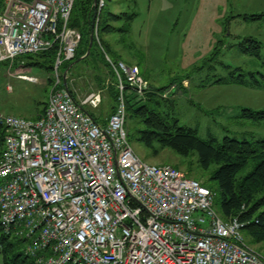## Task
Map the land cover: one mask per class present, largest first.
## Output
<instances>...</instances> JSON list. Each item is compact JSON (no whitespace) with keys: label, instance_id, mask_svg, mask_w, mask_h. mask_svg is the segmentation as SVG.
<instances>
[{"label":"built area","instance_id":"obj_1","mask_svg":"<svg viewBox=\"0 0 264 264\" xmlns=\"http://www.w3.org/2000/svg\"><path fill=\"white\" fill-rule=\"evenodd\" d=\"M75 1L0 0V64L57 47L43 114H0L2 233L26 243L32 264H264L245 242L248 222L223 221L200 182L133 152L126 103L145 102L150 88L137 66L103 51L97 27L105 0H96L94 38L115 82L114 111L95 122L82 109H97L100 94L75 102L60 87L58 68L81 40L68 26Z\"/></svg>","mask_w":264,"mask_h":264},{"label":"rangeland","instance_id":"obj_2","mask_svg":"<svg viewBox=\"0 0 264 264\" xmlns=\"http://www.w3.org/2000/svg\"><path fill=\"white\" fill-rule=\"evenodd\" d=\"M95 4L96 0L94 9ZM121 13L136 17L130 24L125 20L108 21L116 28L129 30L98 34L103 51L113 61L117 58L138 66L150 93L161 89L160 98L174 101L172 115L181 127L193 130L203 141L214 138L221 142L224 137L264 139V122L240 118L243 109L264 110V89L210 85L225 76L223 65L264 74L260 61L241 55L233 47L239 38L251 37L261 43L260 54L264 55V20L245 21L241 17L264 13V0H105L102 16L108 18V14ZM91 35L94 42V33ZM100 37L108 43L110 55ZM219 41H222L220 47ZM215 47H218L216 51ZM105 64V58L101 63L91 58L75 63L72 70L63 73L64 84L76 101L93 93L100 94L99 107H85L84 111L101 123L106 122L116 104V98H111L116 90L115 82ZM26 65L24 59H18L0 67L1 115L30 119L44 110L50 91L48 80L55 79V70L51 75L34 67L26 68ZM27 74L37 82L18 78ZM180 83L184 89L179 87ZM138 121L127 119L126 114L127 138L142 162L175 166L189 179L199 177L201 182L207 179V175L198 174L196 155L182 158L170 149L157 144L149 148L139 141L136 133L143 125ZM214 210L219 216L215 206ZM243 236L249 248L264 257V243H253L244 233Z\"/></svg>","mask_w":264,"mask_h":264},{"label":"trees","instance_id":"obj_3","mask_svg":"<svg viewBox=\"0 0 264 264\" xmlns=\"http://www.w3.org/2000/svg\"><path fill=\"white\" fill-rule=\"evenodd\" d=\"M93 3L94 0H76L74 3L68 26L79 32L81 40L74 59L63 63L58 68L61 80L60 87H64L63 73L72 70L75 63H83L91 58H95L96 62L99 63L104 62V56L95 40L89 55L81 59L87 52L89 37L94 33L95 9ZM135 17V14L121 13L108 14L107 18L101 14L97 27L98 34L102 36V34L127 33L128 28H116L108 21L125 20L130 24ZM241 17L245 21H262L264 20V13L243 15ZM100 38L106 52L110 55L108 43L102 37ZM221 45L222 41H219L218 47ZM218 47H215L214 50L216 51ZM233 47L241 55L260 61L261 67L264 68V55L260 54L261 43L259 41L251 37L239 38ZM215 51L213 56L217 55ZM56 55L57 47L54 45L48 51L18 59L26 61V68L34 67L54 75ZM116 60L118 59L116 58ZM6 64H0V67ZM105 66L108 69L106 64ZM223 68L226 70L225 76L217 78L210 85L238 86L254 90L264 89V74L244 71L237 67L231 68L227 65H223ZM110 74L112 76L111 72ZM53 84V79L48 80L47 86L52 88ZM179 87L184 89L181 83ZM161 91L159 89L149 93L147 100L141 102L142 104L133 97L128 98L126 103L127 119H137L143 125V129L138 130L136 133L137 139L149 148L157 144L161 148L172 150L182 158L196 155L198 174L207 175L208 177L202 182L198 179L199 177L191 179L200 182L213 194V203L220 218L227 221L238 217L241 221L248 222L249 224L244 231L245 236L253 243H264V139L249 141L247 139L238 140L224 137L221 142L214 138L203 141L197 137L193 130L179 125L178 120L173 117L171 111L174 101L160 98L158 93ZM69 92L73 100L77 102L72 92L70 90ZM111 98L112 100L116 98L115 89ZM45 106L46 104H44V109ZM83 109L85 110V108ZM86 112L95 122H99L92 114ZM240 118L261 123L264 122V110L254 112L243 109ZM4 134V130L0 127V146L2 145V147ZM173 168L180 172L179 168L175 166ZM186 177L189 176L186 174ZM25 244L23 240L5 236L0 229V264H32L24 254Z\"/></svg>","mask_w":264,"mask_h":264},{"label":"water","instance_id":"obj_4","mask_svg":"<svg viewBox=\"0 0 264 264\" xmlns=\"http://www.w3.org/2000/svg\"><path fill=\"white\" fill-rule=\"evenodd\" d=\"M92 46H93V35L90 36V38H89V44H88V48H87V52H86V54L81 59L86 58L89 55Z\"/></svg>","mask_w":264,"mask_h":264},{"label":"crops","instance_id":"obj_5","mask_svg":"<svg viewBox=\"0 0 264 264\" xmlns=\"http://www.w3.org/2000/svg\"><path fill=\"white\" fill-rule=\"evenodd\" d=\"M136 66V65H135ZM138 67V66H137ZM33 114V113H32ZM43 114V111H40V112H38V114L36 115V116H34V117H31L29 120H36V119H38L39 118V116L40 115H42ZM16 116V115H15ZM18 117H20V116H18ZM22 118H24V117H22ZM24 119H27V118H24ZM102 121H99L98 123H100V124H104V123H101ZM2 149H3V147H2V145L0 146V154H1V152H2Z\"/></svg>","mask_w":264,"mask_h":264},{"label":"bare ground","instance_id":"obj_6","mask_svg":"<svg viewBox=\"0 0 264 264\" xmlns=\"http://www.w3.org/2000/svg\"><path fill=\"white\" fill-rule=\"evenodd\" d=\"M242 222H244V221H242Z\"/></svg>","mask_w":264,"mask_h":264}]
</instances>
